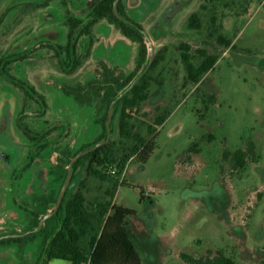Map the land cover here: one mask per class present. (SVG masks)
Listing matches in <instances>:
<instances>
[{"label":"rangeland","instance_id":"1","mask_svg":"<svg viewBox=\"0 0 264 264\" xmlns=\"http://www.w3.org/2000/svg\"><path fill=\"white\" fill-rule=\"evenodd\" d=\"M99 1L0 0V70L5 67L9 73L0 74V237L34 228L33 214L43 213L38 200L59 190L64 174L60 158L94 141L99 133L98 108H82L65 90L98 77L101 63L119 75L136 66L139 45L107 20L82 35ZM124 5L164 60L151 72L150 98L132 120L135 130L149 141L147 158L131 159L119 178L103 230L111 234L119 213L132 211L129 235L139 264H183V253L202 257L220 249L238 264H260L264 260V0H124ZM193 13L200 14L199 30L188 26ZM70 18L82 22L72 41L70 24L77 20ZM219 35L235 47L221 45ZM181 44L192 47L195 63L200 61L197 49L219 56L197 85L184 86ZM10 77L32 87V97H26ZM164 109L170 112L166 122L150 136L148 126ZM19 117L25 118L36 141L24 136ZM112 136L121 149L133 144L119 136L117 123ZM195 142L200 151L187 158ZM249 142L261 159L237 173L225 152L245 149ZM83 177L81 171L79 179ZM114 186V181L91 178L87 198L93 203L111 200L108 191ZM21 204L26 212L20 210ZM10 238L18 240L2 239L7 244L0 242V264H37L44 234Z\"/></svg>","mask_w":264,"mask_h":264},{"label":"trees","instance_id":"2","mask_svg":"<svg viewBox=\"0 0 264 264\" xmlns=\"http://www.w3.org/2000/svg\"><path fill=\"white\" fill-rule=\"evenodd\" d=\"M115 0H100L91 10L88 22L84 26L82 35L89 34L90 28L102 20H107L110 24L116 26L120 32L131 41L139 45V53L134 70L129 74H117L116 71L101 63L102 72L96 78H93L85 86L78 85L75 88H67L65 92L74 96L78 105L82 108L97 107L99 116L95 120V125L99 133L94 141L84 143L74 153L67 152L60 158V164L64 174L60 180L59 190L50 195L42 196L38 203L43 208L40 215L33 214L36 225L40 217L46 215L57 202V198L62 186L65 183L68 174V165L72 158L82 150L100 143L106 135V121L108 109L112 101L123 91L134 78L145 68L149 60V53L144 37L133 27L119 20L113 12ZM121 16L131 20L125 10L124 0H121L118 6ZM76 23L70 24L68 35L69 41L73 40V33L80 24L78 19ZM133 21V20H132ZM136 23V22H135ZM143 28L139 23H136ZM190 29L199 30L201 28V18L199 13H193L188 20ZM86 29V30H85ZM144 29V28H143ZM216 31L211 32L214 35ZM221 45L226 48L235 47L232 40L218 36ZM181 59L186 71L184 86L197 85L208 72L214 69L219 56L212 54L204 49L195 50L200 57V61L195 63L192 54V47L188 44L179 46ZM164 60L162 52H156V58L150 70L144 75L135 88L124 96L116 105L113 112L112 127L117 123L119 136L122 139L133 140L131 146L119 148L111 137L109 143L103 145L87 155L81 157L74 166L73 178L66 192L58 213L46 221L44 229L37 233L44 234L43 249L39 257V264H49L53 260H66L71 264H139L140 260L135 250L133 241L130 239L129 216L132 211L123 210L119 213L118 225L111 234L103 230L105 221L112 209V198L115 196L116 188L120 184L119 178L125 173L131 159L145 161L150 149L149 141L135 130L132 120L135 115L142 111L143 104L150 98V88L153 82L151 72ZM79 62H75V66ZM9 63L5 64L8 66ZM0 74L9 76L8 70L4 67ZM11 78V77H10ZM11 82L19 88L26 97H32L31 92H35L32 87L26 83L16 81L11 78ZM31 91V92H30ZM211 102L214 97L209 98ZM161 111V108L158 109ZM170 112L164 109L158 114L153 122L148 126V133L154 136L167 120ZM25 119V118H24ZM19 117L17 124L25 137L31 141L37 139L32 136L25 120ZM200 151L199 143L195 142L188 150L190 153L198 154ZM225 159L232 161V167L237 173H242L248 163L256 164L261 157L256 152V146L249 142L245 149L236 150L233 153L225 152ZM83 172V178L79 179L80 172ZM91 178L102 182L114 181L115 186L112 191H108L111 200L91 202L87 198L88 181ZM118 178V179H117ZM124 185V180L121 182ZM142 193V199H144ZM32 235V234H31ZM30 235H27V237ZM17 241L16 238L6 239ZM5 243V240H0ZM103 251V259L99 261L98 255ZM183 264H238L237 261L218 250L215 253L209 252L208 255L196 257L190 254H181ZM98 260V261H97ZM264 264V260L260 263Z\"/></svg>","mask_w":264,"mask_h":264},{"label":"water","instance_id":"3","mask_svg":"<svg viewBox=\"0 0 264 264\" xmlns=\"http://www.w3.org/2000/svg\"><path fill=\"white\" fill-rule=\"evenodd\" d=\"M120 1L121 0H115L114 1L113 12H114L115 16L119 20H121L122 22H124V23L130 25L131 27H133L139 34H141L144 37V39H145V41L147 43L148 53H149V60L146 63L145 68L134 78V80L129 84V86H127L125 88V90H123L112 101V103L110 104V107L108 109V114H107V121H106V135H105L104 139L100 143L90 147L89 149L80 151L70 161V163H69V165L67 167L68 174H67L65 183H64V185L62 186V188H61V190L59 192V195H58V198H57V202H56L55 206L53 207V209H51L46 215L40 217L37 227L32 228V229L26 231L25 233L9 235V236H2V237H0L1 238L0 240L5 239V238H10V237H22V236H27V235H30V234H33V233H39V232H41L44 229L46 221L48 219L52 218L53 216H55L58 213V211H59V209L61 207L62 201H63V199H64V197L66 195V192H67V190H68V188H69V186L71 184V181H72V178H73V169H74L75 164L77 163V161L81 157L87 155L88 153H90V152H92L94 150L99 149L103 145H105V144L110 142L111 137H112L113 112H114V109H115L116 105L118 104V102L124 96L129 94L135 88V86L140 82V80L144 77V75L150 70L152 64L154 63L155 58H156V48H155V44H154L153 39L151 38V36L141 26L136 24L134 21H132V20H130L128 18H125V17L120 15L119 10H118V6H119Z\"/></svg>","mask_w":264,"mask_h":264},{"label":"flooded vegetation","instance_id":"4","mask_svg":"<svg viewBox=\"0 0 264 264\" xmlns=\"http://www.w3.org/2000/svg\"><path fill=\"white\" fill-rule=\"evenodd\" d=\"M24 136H25V135H24ZM14 182L17 183V182H18V178L13 177V183H14ZM13 187H14V186H13ZM13 190H14V192H16L15 195H17V194H18L17 189L13 188ZM13 200H14V199H13ZM19 207H20V210H21L22 212H24V211L26 212V211H27V210H25L23 204H21ZM25 215H26L25 217L28 218L26 213H25ZM5 244H7V242L2 243V245H5ZM37 263L39 264V259H38Z\"/></svg>","mask_w":264,"mask_h":264},{"label":"crops","instance_id":"5","mask_svg":"<svg viewBox=\"0 0 264 264\" xmlns=\"http://www.w3.org/2000/svg\"><path fill=\"white\" fill-rule=\"evenodd\" d=\"M38 264V263H37Z\"/></svg>","mask_w":264,"mask_h":264}]
</instances>
